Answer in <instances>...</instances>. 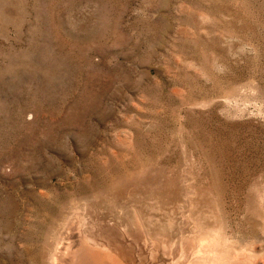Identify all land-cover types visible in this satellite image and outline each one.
I'll use <instances>...</instances> for the list:
<instances>
[{"label":"rangeland","instance_id":"374dc122","mask_svg":"<svg viewBox=\"0 0 264 264\" xmlns=\"http://www.w3.org/2000/svg\"><path fill=\"white\" fill-rule=\"evenodd\" d=\"M114 248L264 264V0H0V264Z\"/></svg>","mask_w":264,"mask_h":264},{"label":"bare ground","instance_id":"6f19581e","mask_svg":"<svg viewBox=\"0 0 264 264\" xmlns=\"http://www.w3.org/2000/svg\"><path fill=\"white\" fill-rule=\"evenodd\" d=\"M108 252L110 253V254L108 253L110 256V259L114 264H128L126 261L127 255L125 256V254L123 253V250L114 248L113 252L111 250H108Z\"/></svg>","mask_w":264,"mask_h":264}]
</instances>
